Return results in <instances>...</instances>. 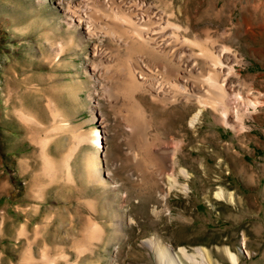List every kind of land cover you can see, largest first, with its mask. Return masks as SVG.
<instances>
[{"label": "rangeland", "instance_id": "rangeland-1", "mask_svg": "<svg viewBox=\"0 0 264 264\" xmlns=\"http://www.w3.org/2000/svg\"><path fill=\"white\" fill-rule=\"evenodd\" d=\"M113 1L126 8L136 0ZM143 2L150 17L155 11L177 23L189 39L176 46L180 83L187 75L188 89L206 100L207 79L219 70L228 125L219 106L207 104L190 125L195 100L161 101L137 87L125 94L119 65L137 68L136 55L123 58L108 35L86 39L70 26L69 13L86 8L102 30L111 8L95 0H0V264H156L143 244L151 236L173 248L204 246L214 264H231L225 246L237 264H264V0ZM164 25L165 36L172 29ZM94 45L103 57L92 56ZM204 48L227 66L214 68ZM145 60L154 85L174 89L168 58ZM93 126L116 188L82 181ZM173 176L188 189L173 186ZM219 188L233 201L215 198Z\"/></svg>", "mask_w": 264, "mask_h": 264}, {"label": "bare ground", "instance_id": "bare-ground-1", "mask_svg": "<svg viewBox=\"0 0 264 264\" xmlns=\"http://www.w3.org/2000/svg\"><path fill=\"white\" fill-rule=\"evenodd\" d=\"M95 1H97L98 4L100 3L102 6L108 8V9L105 8L108 11H110L109 8H111V11L113 10L112 14L110 13L111 14L110 23H105L103 26H101L102 30L97 29V27H96L97 24H95V21L93 22L94 19L93 20L91 19L92 15L90 16V14L87 13L86 8H83V9L79 8L80 10L76 8L73 11V13L72 12L69 13L70 14V16H69L70 17V24H71L70 26H72V28H74L75 30H77V29L81 30L80 34L81 33L84 34V37L86 39L92 38V39L98 40V39H100V36H107L108 35L107 37L109 39V42L114 47L113 50H116L117 54L120 51H122L121 56L123 58L124 57L129 58V56L131 57L133 54L136 55L134 58H136V62L138 63L137 68L134 65H129L126 68L123 64L119 65V67L124 71V73H123V77H124L123 84H124V93L125 94L130 92L129 91L130 89L135 90L137 88L138 89L144 88V90L147 93H149L152 98H159V100H161V101L176 102V100H182V101L184 100V102H190L192 100L193 101L195 100V102H197V106L195 107V110L193 111L192 115L190 116V120H189L190 125H194V123L198 122V120L200 119L199 117L202 114L204 108L207 107L206 106L207 104H209V106L211 105L212 107L219 106V108H220L219 112H220L221 120L223 119L222 121H224L225 124L229 123V122H227L228 104H225L227 101L224 102L225 101L224 96L226 97V94H227L225 91L226 88L224 89V87H223L224 85L221 86L220 83H218L219 81L218 82L216 81L218 79H216L217 75L215 73L219 72V70L216 71V69H215L213 75H210V73H209L208 74V75H210L209 77L207 75V77H208L207 80H208L209 86L212 88L215 87L217 89V92H216L215 88L213 89L214 91H212V88L208 87V89L211 90L210 92H214L212 94V96H210V98L207 97V96H209L207 94H209L210 92L206 94L207 96L205 95V98H207L208 100L203 99L204 96L202 97V96L198 95V97H197L195 94H193L191 88L188 89L187 85L189 82L187 83V79H189V77L187 78V75H186V78L184 75H182L183 83L179 82L180 80H178L179 79L178 74H179V72L183 73V71H180V68L177 66L178 65L179 51L177 50L176 46H177L178 42H180V44L183 42L184 43L187 42L185 39H188V38H185V36H182L177 32V30H179V29H177L178 28L177 23H176L177 24L176 25L175 23L169 22L166 19L167 21L165 23H166V25H169V27L172 29V31H170V33H168V35L166 34L164 36L165 33L163 32L164 30H162V29L165 28L166 26L164 25L165 23L162 21L163 19L159 17L160 15L155 17V15H156V14H154L155 11L153 12L152 10L151 11L153 12L152 13L153 15L150 17L148 15V10H149L148 6L149 5L147 6L146 5L147 3H146L145 5L147 7H145L143 0H138V1L134 0L135 2L129 3V6H127L128 5L127 4L126 8L125 7L121 8V5H118V3H116V2L114 3V1L111 2V0H95ZM111 4H112V6L110 7ZM70 8H72V7H70ZM88 9H89V7H88ZM71 10H73V9H71ZM65 12H66V9H65ZM102 15H104V13ZM107 16H109V15H107ZM66 18H68V17L66 16ZM152 18H154V21L152 20ZM149 24H150V26H149ZM151 24H152V26H151ZM162 25L165 27H163ZM97 49L98 48H96L95 45L92 47V50H91L92 56H97L99 58L103 57L102 56L103 54H101V52H103V50L101 51V50H97ZM105 52H106V50H105ZM111 52H112V50H111ZM135 53H137V54H135ZM150 53L152 55L156 54V56H157V54H159V55L161 54L162 57L164 56L165 58H168L169 65L165 66V71H167L169 73L168 76L171 75L172 77H171V79L169 78L170 80L167 79L168 80L167 82L169 83L168 86H170L171 88H174L175 91H172L174 89L165 90L166 88L164 89V84H163L164 82L163 81L157 82V84L154 85V83L156 81L155 75L153 76V72H154L155 68H152V69L148 68V65H147L146 60H145L147 58V55ZM212 53H211V51H209L205 48L203 49V52L201 51V54H203L204 57L206 58L205 60H207V58H208L209 60H207V61H209V62L211 61V63H212L211 65H213V67L219 66L220 68L221 67L224 68V66H227V65H225V63L223 65V62L225 61V59L222 62V60L219 56H216L215 54H212ZM191 54H194V53H191ZM104 56H105V54H104ZM109 56H111V55H109ZM199 56L202 57V55H199ZM106 57H108V56H106ZM112 58H111V60H112ZM223 58H225V55ZM100 60H95V61L97 62ZM120 60L122 61L123 59H121V57H120ZM105 61H107V60H105ZM126 62H129V60ZM121 63H123V62H121ZM191 63H193V62H191ZM191 66H193V65L191 64ZM229 68H228V71L229 70L231 71V69H229ZM182 69L184 71H187L186 73H189V71H191L190 70L191 67L189 68L188 65H185V67ZM97 71H98V68H97L96 64H94L90 67V69H89L90 79L95 80L96 75H97ZM155 73H156V71H155ZM218 75H219V73H218ZM223 80H225V79H223ZM82 83H83L82 87L86 88L87 85L84 82H82ZM133 87H137V88H133ZM93 92H94V95L98 94L96 89H94ZM130 93H132V92H130ZM215 93H216V96L214 95ZM236 93L237 92H235L234 94H236ZM234 97L239 98L241 96H239L237 93L236 96L234 95ZM236 100L237 101L239 100L240 103L242 101L240 99H236ZM245 100H243V101H244V104L246 105ZM251 100H252L251 98H250V100H247V102H248L247 104L248 105L252 104L251 106H253V105L255 106L256 102L251 101ZM257 102H259V101H257ZM237 103H239V102H237ZM97 104H98V101L96 100V104L94 106L97 107ZM237 105H239V104H237ZM217 109H218V107H216L215 111H217ZM218 116H219V114H218ZM31 118L28 115V117L26 119L31 120ZM61 122H63V121H61ZM100 124L103 127L104 123L102 124V122H101ZM63 125L64 124H62V126ZM100 130H99V128L93 126V127H91V130L88 134L87 139L89 140L90 144L93 145L95 150L94 151L88 150L84 154V157H83L84 158V169H85L86 174L82 175V179H83L82 181H84L85 184L86 183L89 184L88 186H90V184L91 185L100 184V185L107 187V188H116V184L112 183V181L107 180L109 171L105 169V163H104L105 154L103 153V148L101 147ZM76 138H78V137L76 136ZM179 171L186 178H189L191 176L188 174L189 172H187V170H185L183 167H180ZM171 179H172L171 184L173 186H179L180 185V188L183 191H186L188 189V188H186L185 183L179 184V181H178V179L175 178V176L171 177ZM182 190H180V191H182ZM214 196L218 200L230 201V202L233 201V197L231 195V192L225 191L223 188H219L218 190H216L214 193ZM160 198L163 199L164 196L161 194ZM152 212H156V210L153 209ZM127 220H128V217H127ZM90 227H92L93 231H95L94 229L97 228V225L93 223L92 226H90ZM99 228H97V229L99 230ZM21 229L25 230L23 227ZM114 230H116L114 232H118L120 230L121 236H124L123 227H116ZM20 233L23 234V232H20ZM117 234H119V233H117ZM143 244L148 249H150V251L153 253V258H154V261L156 264H214L211 257L209 256L208 249L204 246H195L192 251H189L184 246H178L177 248H173L170 244L163 241L162 239H160L157 236H151V237L144 239ZM243 246H244V243H243ZM224 252H225V254H226V256H227V258L231 264H237L238 263V256L235 252L230 250L227 246L224 247Z\"/></svg>", "mask_w": 264, "mask_h": 264}]
</instances>
